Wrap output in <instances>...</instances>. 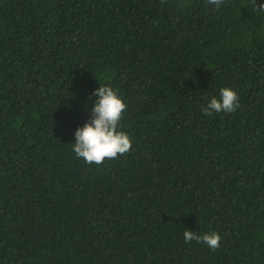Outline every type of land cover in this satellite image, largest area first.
I'll use <instances>...</instances> for the list:
<instances>
[{
	"label": "trees",
	"instance_id": "trees-1",
	"mask_svg": "<svg viewBox=\"0 0 264 264\" xmlns=\"http://www.w3.org/2000/svg\"><path fill=\"white\" fill-rule=\"evenodd\" d=\"M105 84L133 150L98 166L72 144ZM0 264H264L253 0H0Z\"/></svg>",
	"mask_w": 264,
	"mask_h": 264
},
{
	"label": "clouds",
	"instance_id": "clouds-1",
	"mask_svg": "<svg viewBox=\"0 0 264 264\" xmlns=\"http://www.w3.org/2000/svg\"><path fill=\"white\" fill-rule=\"evenodd\" d=\"M208 4L219 8L222 0H207ZM254 11L264 12V4L256 7L253 0ZM93 95L97 97L91 108L90 119L74 133L76 142L72 144L73 152L77 158L86 164L101 165L106 159H118L120 156L132 151V138L122 130L121 121L127 110V104L120 95L119 89L105 84L97 88ZM240 108L239 93L231 87H222L219 97L210 98L206 106L201 108L205 116L213 114H232ZM184 240L202 242L210 249L220 247L221 235L215 231L198 235L194 231L185 229Z\"/></svg>",
	"mask_w": 264,
	"mask_h": 264
}]
</instances>
